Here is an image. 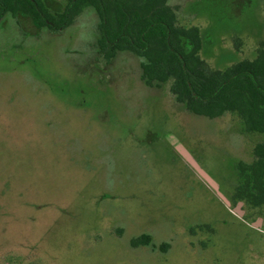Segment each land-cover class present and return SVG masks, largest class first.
Returning a JSON list of instances; mask_svg holds the SVG:
<instances>
[{
	"label": "rangeland",
	"instance_id": "rangeland-1",
	"mask_svg": "<svg viewBox=\"0 0 264 264\" xmlns=\"http://www.w3.org/2000/svg\"><path fill=\"white\" fill-rule=\"evenodd\" d=\"M168 4L213 69L264 48V0ZM97 23L90 8L56 30L0 20V264H264V208L235 199L260 136L145 85L141 57L106 59Z\"/></svg>",
	"mask_w": 264,
	"mask_h": 264
},
{
	"label": "trees",
	"instance_id": "trees-1",
	"mask_svg": "<svg viewBox=\"0 0 264 264\" xmlns=\"http://www.w3.org/2000/svg\"><path fill=\"white\" fill-rule=\"evenodd\" d=\"M86 8L98 16L96 46L106 59L119 51L139 56L145 85L169 84L175 101L187 111L210 119L233 113L245 131L260 136L251 162L238 164L235 199L250 208H264V49L223 70L211 68L200 55L203 36L198 27L177 24L168 0H67L59 14L49 11L42 0H0V17L21 11L36 27L56 30L71 24ZM148 242L147 235L132 241Z\"/></svg>",
	"mask_w": 264,
	"mask_h": 264
},
{
	"label": "water",
	"instance_id": "water-1",
	"mask_svg": "<svg viewBox=\"0 0 264 264\" xmlns=\"http://www.w3.org/2000/svg\"><path fill=\"white\" fill-rule=\"evenodd\" d=\"M178 152L188 161V163L197 171V173L217 192L219 197L227 203V200L223 197V195L218 191L217 185L213 182V180L209 177V175L198 165L195 161L190 157L186 150H184L180 145L176 146Z\"/></svg>",
	"mask_w": 264,
	"mask_h": 264
},
{
	"label": "flooded vegetation",
	"instance_id": "flooded-vegetation-1",
	"mask_svg": "<svg viewBox=\"0 0 264 264\" xmlns=\"http://www.w3.org/2000/svg\"><path fill=\"white\" fill-rule=\"evenodd\" d=\"M42 2L44 3V5H45V7L49 10V8L46 6V3H45V1L44 0H42ZM66 4H67V2H66ZM66 4L63 6V9L62 10H60V11H58V10H53V11H51L53 14H59V13H61V12H63L64 11V9H65V7H66ZM50 11V10H49ZM6 13H10V12H6ZM6 13H4L1 17H0V20L2 19V17L6 14ZM11 14V13H10ZM11 16L12 17H15V18H19V17H27L29 20H30V18L27 16V15H25L23 12H21V11H18L15 15H12L11 14ZM31 21V20H30ZM199 29V28H198ZM199 31H200V35H201V30L199 29ZM261 49V48H260ZM264 49V48H263ZM201 51V50H200Z\"/></svg>",
	"mask_w": 264,
	"mask_h": 264
}]
</instances>
